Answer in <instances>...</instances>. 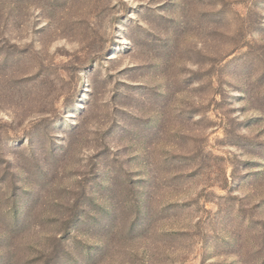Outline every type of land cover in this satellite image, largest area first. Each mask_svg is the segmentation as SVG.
<instances>
[{
	"label": "rangeland",
	"instance_id": "1",
	"mask_svg": "<svg viewBox=\"0 0 264 264\" xmlns=\"http://www.w3.org/2000/svg\"><path fill=\"white\" fill-rule=\"evenodd\" d=\"M0 264H264V0H0Z\"/></svg>",
	"mask_w": 264,
	"mask_h": 264
}]
</instances>
